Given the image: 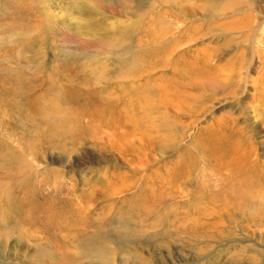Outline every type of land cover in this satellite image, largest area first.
Wrapping results in <instances>:
<instances>
[{"label":"rangeland","instance_id":"obj_1","mask_svg":"<svg viewBox=\"0 0 264 264\" xmlns=\"http://www.w3.org/2000/svg\"><path fill=\"white\" fill-rule=\"evenodd\" d=\"M0 264H264V0H0Z\"/></svg>","mask_w":264,"mask_h":264},{"label":"bare ground","instance_id":"obj_2","mask_svg":"<svg viewBox=\"0 0 264 264\" xmlns=\"http://www.w3.org/2000/svg\"><path fill=\"white\" fill-rule=\"evenodd\" d=\"M198 24H199V23H198ZM247 24H248V23H247ZM195 80H196V79H195ZM192 82H193V81H192ZM199 84H200V83H199ZM239 85H240V84H239ZM239 85H238V86H239ZM200 86H201V85H200ZM196 98H197V97H196ZM93 115H94V114H93ZM215 136H216V135H215ZM214 139H215V138H214ZM212 142H213V141H212ZM217 142H218V141H217ZM234 145H235V144H234ZM236 146H237V145H236ZM218 149H219V148H218ZM228 150H229V149H228ZM222 152H223V151H222ZM231 153H232V152H231ZM225 155H226V154H225ZM237 157H238V156H237ZM232 158H233V157H232ZM240 158H241V157H240ZM233 159H234V158H233ZM233 159H232V160H233ZM227 160H228V159H227ZM230 160H231V159H230ZM234 160H235V159H234ZM234 160H233V161H234ZM219 161H220V160H219ZM235 161H236V160H235ZM228 162H229V160H228ZM245 162H246V161H245ZM220 163H222V162H220ZM227 164H228V163H227ZM229 164H230V163H229ZM229 164H228V165H229ZM240 164H241V165H244V163H243L242 161L239 162L238 166H239ZM228 165H226V167H227ZM233 165L236 167V162H234ZM241 165H240V166H241ZM245 165H246V164H245ZM238 166H237V167H238ZM249 167H250V166H249ZM231 168H233V167L231 166ZM231 168H230V169H231ZM246 169H247V168H246ZM250 173H251V172H249V175H250ZM239 175H240V174H239ZM250 176H251V175H250ZM245 177H246V176H245ZM247 177H248V176H247ZM247 177H246V178H247ZM238 179H239V178H238ZM240 179H243V178H241V176H240ZM244 180H246V179L244 178ZM242 181H243V180H242ZM246 182H247V180H246ZM149 211H150V210H149Z\"/></svg>","mask_w":264,"mask_h":264}]
</instances>
